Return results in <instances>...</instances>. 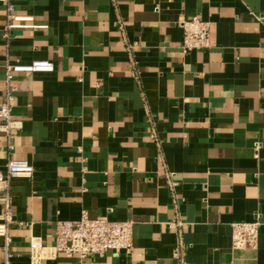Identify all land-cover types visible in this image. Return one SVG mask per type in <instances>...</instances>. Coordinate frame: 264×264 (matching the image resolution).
I'll use <instances>...</instances> for the list:
<instances>
[{"label":"crops","instance_id":"obj_1","mask_svg":"<svg viewBox=\"0 0 264 264\" xmlns=\"http://www.w3.org/2000/svg\"><path fill=\"white\" fill-rule=\"evenodd\" d=\"M10 2L24 19L8 29L0 2V102L7 65L55 68L16 74L0 134V172L35 170L9 184L10 264L83 211L133 222L132 254L43 264H177L180 242L187 264H264V0ZM194 17L210 48L184 54ZM257 219L258 249L233 250L230 225Z\"/></svg>","mask_w":264,"mask_h":264},{"label":"built area","instance_id":"obj_2","mask_svg":"<svg viewBox=\"0 0 264 264\" xmlns=\"http://www.w3.org/2000/svg\"><path fill=\"white\" fill-rule=\"evenodd\" d=\"M7 6L8 29L18 28L17 23L24 18L16 16L15 7L10 0H0ZM184 30L182 51L187 54L191 51H204L210 48V24L202 18L194 17L181 21ZM53 63L45 60L33 61L30 64H9L6 66L5 100L0 102V134H11L12 130V103L13 80L16 74L52 73ZM153 142L158 141L156 130L150 134ZM34 166L26 160H12L7 164L6 170L0 172V203L4 212L0 220V239H2V253L5 263L10 264L13 257L10 251L11 237L9 226L13 223L12 197L9 184L15 178H31ZM4 186V187H3ZM175 187V184H173ZM180 223H173L170 228L177 229ZM232 249L237 251L253 250L259 247L260 222H235L230 225ZM134 224L131 221L118 222L107 217L92 219L87 212L81 213L77 221H58L54 231V244L46 246L42 240L36 239L30 243V264H43L45 261L55 260L59 254L66 258L77 257L81 261L87 258L104 257L112 252L131 255L134 250L133 243ZM177 264H187L185 261V245L179 243L175 248Z\"/></svg>","mask_w":264,"mask_h":264}]
</instances>
